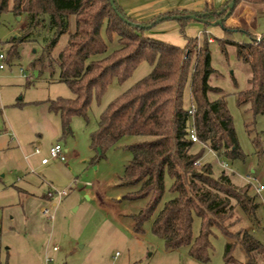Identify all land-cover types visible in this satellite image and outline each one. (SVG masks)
Wrapping results in <instances>:
<instances>
[{
    "label": "trees",
    "instance_id": "16d2710c",
    "mask_svg": "<svg viewBox=\"0 0 264 264\" xmlns=\"http://www.w3.org/2000/svg\"><path fill=\"white\" fill-rule=\"evenodd\" d=\"M232 1L218 9L176 11L150 22H137L116 0H113L116 9L111 0H0V21L7 13L21 20L25 18L22 37L7 42L11 44L7 61L19 57L18 42L40 43L42 49L29 69L40 77L54 76L59 70L58 81L72 92L71 98L49 101L50 110L60 116L65 137L72 134L74 118L89 120L94 97H102L113 81L126 82L141 63L150 64L151 72L114 99L101 114L97 129L90 134V145L96 152L91 164L125 137L148 138L127 146L132 158L121 178V186L137 187L124 197L126 200L147 201L145 208L133 216L134 231L142 233L145 223L151 220L153 233L164 240L167 250L187 247L189 256L203 264L210 261L214 231H218L228 239L225 264H264V242L251 230L243 227L234 230L242 219L260 226L261 206L257 196L251 194V186H235L224 172L215 176L211 164H200L206 150L232 163L245 159L225 95L210 83L216 73L210 42L199 44L197 37L186 33L188 23L197 21L186 18L187 15L214 25L227 15ZM263 4L264 0H236L228 19L240 6ZM167 20L180 25L186 39L184 47L148 36L150 30ZM227 20L216 25L222 28L225 38H216L214 42L219 43L223 52L227 46H235L238 58L251 72L248 89L236 94L237 105L248 106L255 116L263 115L264 35L260 42L251 36L249 42L238 43L230 35L244 29L227 26ZM114 36L119 48L95 60L107 53L106 39L111 41ZM188 83L200 143L189 138V109L185 107ZM211 94L220 97L213 100ZM198 144L201 147L195 153ZM166 177L171 179V197L160 208L166 194ZM195 218L201 224L196 236ZM237 247L244 252V262L233 256ZM0 264L8 263L0 258Z\"/></svg>",
    "mask_w": 264,
    "mask_h": 264
},
{
    "label": "rangeland",
    "instance_id": "374dc122",
    "mask_svg": "<svg viewBox=\"0 0 264 264\" xmlns=\"http://www.w3.org/2000/svg\"><path fill=\"white\" fill-rule=\"evenodd\" d=\"M244 7V6H242ZM241 10V9H240ZM12 14H4L0 21V42L6 47L11 39L22 37L23 22ZM249 26H243L242 32H234L230 38L238 43L249 42L251 36L264 35V4L259 6L253 18H248ZM159 38L170 44L184 47L186 39L175 20L162 22ZM186 31L189 37H197L199 44L210 42L212 67L216 73L211 77V85L220 88L233 118L234 128L244 161L230 162L217 157L206 150L200 164L213 166L214 175L222 172L230 176L235 186H251V194L257 196L260 203L258 217L260 226L252 225L242 219L236 223L235 231L245 228L253 231L255 237L264 242V199L255 191V186L264 188V114L255 116L249 107L237 105L236 94L248 89L251 77L250 69L237 56L236 47L227 46L223 52L219 43L210 38H225L220 26L206 25L204 22L190 21ZM190 25H196L192 32ZM242 27V28H243ZM241 28V27H238ZM241 28V29H242ZM106 39V37H105ZM118 38L106 39L108 51L98 60L119 48ZM41 44L32 41L18 42L19 57L13 62L11 83L15 90L42 99L50 97L71 98L69 88L58 81L59 70L54 76H39L29 69L32 59L41 51ZM25 71L24 77L20 69ZM152 70L147 62L141 63L132 76L124 83L113 81L105 94L93 98L86 121L81 117L72 120V134L57 140L61 143L66 162L50 160L47 167L40 166L41 158L29 157V151L12 148L10 159L0 170V258L8 264H203L193 260L187 247L167 250L164 240L152 231V221L143 226L142 233L134 231L133 216L141 212L147 201H129L124 197L137 189L134 186H121L125 167L132 158L127 146L148 140L146 137H125L114 147L106 150L95 164L91 161L96 152L90 145V134L97 129L99 118L107 106ZM30 79L33 85L27 83ZM21 94V95H22ZM21 97V96H19ZM220 95L211 94V99ZM191 106L190 84L185 90V107ZM5 119V117H4ZM1 127L2 130V117ZM5 134V133H4ZM7 134L3 139H7ZM256 142V143H255ZM50 143V142H49ZM54 144L56 143L53 142ZM257 147H256V145ZM53 145V144H52ZM13 147V146H12ZM51 147V146H50ZM200 144L194 152H198ZM67 150V152H65ZM29 157L28 160L25 157ZM49 157V156H47ZM221 162H225L224 168ZM30 163V166L27 165ZM3 176V177H2ZM29 185V186H28ZM28 186L31 192L45 198L51 189L67 190L62 199L47 198L46 203L36 201L24 206L20 188ZM171 179L166 177V194L160 204L169 200ZM244 220V221H243ZM201 224L194 219L193 232L198 235ZM210 261L206 264H225L224 251L228 239L214 231ZM57 247L54 251L53 248ZM233 256L245 261L241 247H237Z\"/></svg>",
    "mask_w": 264,
    "mask_h": 264
},
{
    "label": "crops",
    "instance_id": "0c3cea01",
    "mask_svg": "<svg viewBox=\"0 0 264 264\" xmlns=\"http://www.w3.org/2000/svg\"><path fill=\"white\" fill-rule=\"evenodd\" d=\"M116 1L125 13L133 20L137 22H150L158 16L176 11L185 10L188 12H202L204 10L218 9L225 5L228 0ZM259 6L261 5L254 7L240 6L234 15L227 20V26L232 28H242L244 25L246 27L249 26L250 24H247L249 23L248 18L254 17L255 10ZM19 20L21 21V18ZM161 23L148 32L149 37L162 41L159 38V35L165 26ZM195 27L196 25L189 26L192 32L195 31ZM245 28L243 27L242 29ZM186 31H188L187 27ZM210 41L213 42L214 40L210 38ZM9 46H11V44L7 43L6 47ZM2 47L7 54L5 46L2 45ZM16 59L17 58L7 61V68L0 70V117H2L3 123L2 130H0V170L4 164H7L12 153L11 149L14 147L22 152L24 150L29 151L30 158L42 156V161L43 159L48 158L49 148L54 145L53 142L56 141L55 144H61L57 141L62 133L60 116L50 110L49 101L53 99L50 97L39 99L32 95H27L26 93L22 94V92L15 90V85L11 83L12 76L7 70H12L13 62ZM20 73L24 77L26 76L25 71L22 68L20 69ZM27 83L34 86V83H32L30 79H27ZM4 133L7 134V139H3V136L5 135ZM62 136L65 137L63 133ZM36 149H39L38 154L35 152ZM65 152H67V150H65ZM29 157L26 156L25 159L28 160ZM49 164L50 161L45 165L41 163L40 166L47 167ZM27 165L30 166V163H27ZM28 186L20 188L24 198L22 201L24 206H28L36 201L46 203V199L49 198L48 195L45 196V198L47 197L46 199L40 198L32 193L31 188Z\"/></svg>",
    "mask_w": 264,
    "mask_h": 264
},
{
    "label": "built area",
    "instance_id": "2783aa9c",
    "mask_svg": "<svg viewBox=\"0 0 264 264\" xmlns=\"http://www.w3.org/2000/svg\"><path fill=\"white\" fill-rule=\"evenodd\" d=\"M261 40V36H257L256 37V42H260ZM8 64H7V54L5 52V50L3 49L2 45L0 44V70H3L5 68H7ZM195 112V106L193 104H191L190 108H189V121H188V133H189V138L192 140V142L194 143H200L198 136L196 134V130L194 127V123H193V115ZM1 135V133H0ZM35 152L38 154L39 153V149H36ZM50 160H59L60 162H66V157L63 151V147L61 144H54L53 146H51L49 148V157L45 158L41 161L42 164H47ZM221 165L226 168L227 164H225V162H221ZM255 191L258 195L263 196L262 198L264 199V188L261 185H257L255 186ZM68 194L67 190L64 191H56L54 189H51L48 192V197L50 199L54 198L55 195L57 196L58 199H62L64 196H66ZM54 251L57 250V247L53 248Z\"/></svg>",
    "mask_w": 264,
    "mask_h": 264
},
{
    "label": "water",
    "instance_id": "95a60500",
    "mask_svg": "<svg viewBox=\"0 0 264 264\" xmlns=\"http://www.w3.org/2000/svg\"><path fill=\"white\" fill-rule=\"evenodd\" d=\"M235 1H236V0H233L232 3L229 5V12L227 13V15H226L223 19H221V20H219L218 22H216V23L214 24V26H216V25H221L224 21H226V20L228 19V17L230 16L231 10L233 9V7H234V5H235ZM111 4L113 5L114 9H116L115 6H114V2H113V0H111ZM119 16H120V18H121L122 20H124L126 23H130L127 19H125L124 17H122L120 14H119ZM186 18L200 21V19H199L198 17L194 16V15H187ZM18 19H20V18H18ZM130 24H131V23H130Z\"/></svg>",
    "mask_w": 264,
    "mask_h": 264
}]
</instances>
